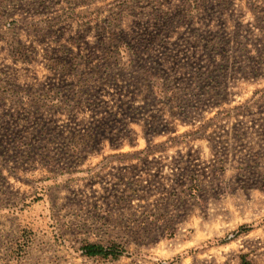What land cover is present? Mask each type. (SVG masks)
<instances>
[{
  "label": "rangeland",
  "instance_id": "rangeland-1",
  "mask_svg": "<svg viewBox=\"0 0 264 264\" xmlns=\"http://www.w3.org/2000/svg\"><path fill=\"white\" fill-rule=\"evenodd\" d=\"M241 255L264 264V0H0V264Z\"/></svg>",
  "mask_w": 264,
  "mask_h": 264
},
{
  "label": "trees",
  "instance_id": "trees-1",
  "mask_svg": "<svg viewBox=\"0 0 264 264\" xmlns=\"http://www.w3.org/2000/svg\"><path fill=\"white\" fill-rule=\"evenodd\" d=\"M80 253L83 257L91 260H113L117 261L121 255L122 250L116 245L110 247H103L97 244H84L80 248ZM239 264H250L245 255L239 256Z\"/></svg>",
  "mask_w": 264,
  "mask_h": 264
}]
</instances>
